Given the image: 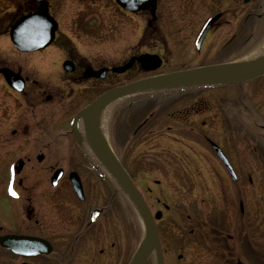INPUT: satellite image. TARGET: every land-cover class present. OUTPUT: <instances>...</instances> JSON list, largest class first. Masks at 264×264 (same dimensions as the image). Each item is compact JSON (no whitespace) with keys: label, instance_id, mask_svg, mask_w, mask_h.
Listing matches in <instances>:
<instances>
[{"label":"flooded vegetation","instance_id":"1","mask_svg":"<svg viewBox=\"0 0 264 264\" xmlns=\"http://www.w3.org/2000/svg\"><path fill=\"white\" fill-rule=\"evenodd\" d=\"M106 1L118 16L106 30L138 19L142 51L85 55L65 31H84L93 16L84 0H0V168L11 160L0 198L14 213L10 226L0 219V264L131 263L144 226L89 150L90 127L156 228L157 249L143 264H264V73L136 93L80 115L142 80L264 57V0ZM11 34L32 37L20 50ZM172 62L179 68L165 69ZM204 174L206 188L195 187Z\"/></svg>","mask_w":264,"mask_h":264},{"label":"water","instance_id":"2","mask_svg":"<svg viewBox=\"0 0 264 264\" xmlns=\"http://www.w3.org/2000/svg\"><path fill=\"white\" fill-rule=\"evenodd\" d=\"M31 37L32 35H29L25 39V41H23L22 39H20V37L18 38L16 34H11L10 40L14 45L17 46L18 49H20L19 46L28 45ZM49 37L50 40H48L49 38H47V43L51 41L52 35L50 34ZM263 73L264 57L236 64L215 65L208 67L205 66L187 69L158 78L142 80L126 87L109 91L98 98L95 102H93L88 108L83 110L82 115L84 116V118H87L90 113L98 109H103L108 104L118 100V98L133 95L136 93L174 89L188 86L236 83L255 78ZM86 131L90 149L96 155L104 169L111 174L116 184L130 198L131 202L137 210L139 217L142 220L144 226V238L130 264H143L149 251L157 249L156 228L154 227V224L149 217L148 211L144 206L141 198L139 197V194L135 190L132 182L124 172L121 165L117 162L112 152L109 150L105 141L101 138L99 132L97 134V130L91 127L87 128ZM13 240H17V238H13ZM18 240L21 241L22 239ZM8 242H11V240L9 239Z\"/></svg>","mask_w":264,"mask_h":264},{"label":"rangeland","instance_id":"3","mask_svg":"<svg viewBox=\"0 0 264 264\" xmlns=\"http://www.w3.org/2000/svg\"><path fill=\"white\" fill-rule=\"evenodd\" d=\"M93 10V16L92 14H88L86 18L83 19L84 23V31L79 32V33H72L70 31L65 30L68 34V38L77 44H80L83 47V51L85 52V55H88L92 57L96 49H100L99 53H101L103 56H108L110 54L109 49L110 46H113L115 48H118L121 45L128 46L130 50H135V52H139L142 50H139V44H140V35L139 32L137 31L136 27L140 24H138V19L134 18L131 19L129 22V30H116L114 31L115 33L112 35V31H107L106 29L111 25V21L113 20L116 23H118V16H115L113 10L111 7L108 5V2L106 0H84L82 10ZM95 11L100 14H103L102 17H100L103 22L105 23L104 30L102 32H97V23H98V18H96V13ZM95 15V16H94ZM112 16H115L112 18ZM83 26V25H82ZM97 27V28H96ZM117 28H121L122 25L116 24ZM96 28V29H95ZM6 40L3 38H0V43H4ZM190 50H187L189 52ZM133 52V51H132ZM199 62L198 58H194L193 61L190 63L192 65H197ZM179 66L177 64L170 63L168 64L165 69H177ZM196 93H200V96H203L204 99L206 100V90L203 89H198ZM193 152L195 157H203L201 154L203 153L202 150H200V147L197 145H191L190 147ZM206 150V148H205ZM10 161H6L4 163L1 170L4 172H7V169L9 167ZM199 170H206V164L201 163ZM152 179H156V176L153 175L150 179L149 182H151ZM194 186L195 187H204L206 188V174L201 176V178H195L194 179ZM4 188V187H3ZM202 190L197 191V195L202 196ZM11 202L0 198V210L1 213L4 215L0 216V219L2 220L3 223H6L7 226L11 225V218H13V212L11 206ZM7 210L9 213H7Z\"/></svg>","mask_w":264,"mask_h":264},{"label":"snow or ice","instance_id":"4","mask_svg":"<svg viewBox=\"0 0 264 264\" xmlns=\"http://www.w3.org/2000/svg\"><path fill=\"white\" fill-rule=\"evenodd\" d=\"M10 191H11V188H10ZM12 194H13V195H16V193H15V192H12Z\"/></svg>","mask_w":264,"mask_h":264},{"label":"bare ground","instance_id":"5","mask_svg":"<svg viewBox=\"0 0 264 264\" xmlns=\"http://www.w3.org/2000/svg\"><path fill=\"white\" fill-rule=\"evenodd\" d=\"M255 59V58H254ZM236 64V63H235Z\"/></svg>","mask_w":264,"mask_h":264}]
</instances>
